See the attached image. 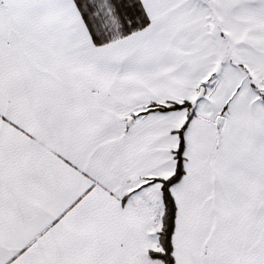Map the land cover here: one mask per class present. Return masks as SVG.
I'll return each mask as SVG.
<instances>
[{
    "label": "snow or ice",
    "instance_id": "6c2138e0",
    "mask_svg": "<svg viewBox=\"0 0 264 264\" xmlns=\"http://www.w3.org/2000/svg\"><path fill=\"white\" fill-rule=\"evenodd\" d=\"M0 264H264V0H0Z\"/></svg>",
    "mask_w": 264,
    "mask_h": 264
}]
</instances>
